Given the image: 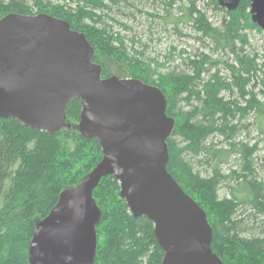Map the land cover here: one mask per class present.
I'll return each mask as SVG.
<instances>
[{
	"label": "trees",
	"instance_id": "16d2710c",
	"mask_svg": "<svg viewBox=\"0 0 264 264\" xmlns=\"http://www.w3.org/2000/svg\"><path fill=\"white\" fill-rule=\"evenodd\" d=\"M154 1L165 14L151 16L170 21L174 29L190 25L209 39L214 51L225 50L232 59H214L201 52L187 58V70L161 72L165 62L144 58L145 44L135 48L133 37L128 45L124 35L113 31V15L123 14L120 8L128 5L127 0H0V18L8 13H46L64 19L85 34L94 48L95 63L98 53L113 56L130 70L131 78L159 87L166 98V114L174 119L166 140V168L206 212L212 251L223 264H264V230L247 237L240 234L246 218L264 216V181L255 177L253 166L260 148L256 141H235L241 121L252 113L264 142V53L246 51L248 31L264 34V30L251 20L249 0L232 9L218 0H206V5L222 13L219 26L211 24L198 0ZM177 1H181L180 14L171 11ZM170 49L167 60L175 50ZM107 76L102 68V77ZM182 102L191 108H183ZM80 109L79 99L69 101L66 122L70 127L51 135L24 127L16 119L0 118V264H29L27 251L36 222L48 214L63 189L77 185L100 161L98 141L84 138L77 130ZM213 135L223 138L226 146L217 148L218 143L209 140ZM232 153L238 154V167L224 175L219 165ZM187 156L209 165L210 174L194 171ZM226 178H234L236 185L230 187L228 197L220 198L217 190ZM92 196L101 212L95 228L94 264H161L163 252L152 222L129 213L112 175L100 179ZM242 206L248 208L246 215L239 211Z\"/></svg>",
	"mask_w": 264,
	"mask_h": 264
},
{
	"label": "water",
	"instance_id": "95a60500",
	"mask_svg": "<svg viewBox=\"0 0 264 264\" xmlns=\"http://www.w3.org/2000/svg\"><path fill=\"white\" fill-rule=\"evenodd\" d=\"M241 0H218L226 9ZM264 30V0H249ZM94 48L68 21L46 13L0 18V118L51 135L79 99L78 132L95 138L102 157L77 185L63 189L35 224L29 264H94L100 209L92 192L112 175L133 217L145 216L163 252L161 264H223L212 251L204 209L168 172L167 138L174 119L161 89L137 78L102 77Z\"/></svg>",
	"mask_w": 264,
	"mask_h": 264
},
{
	"label": "rangeland",
	"instance_id": "374dc122",
	"mask_svg": "<svg viewBox=\"0 0 264 264\" xmlns=\"http://www.w3.org/2000/svg\"><path fill=\"white\" fill-rule=\"evenodd\" d=\"M60 2H72L73 0H59ZM153 0L147 2L140 0H127L128 5L122 4L120 11L123 14L118 13L113 15L115 22H110L113 31H119L125 36L126 43L131 44L129 38L133 37L135 40L134 47L142 49L143 44L146 45L144 49V58H155L157 61L165 62L164 68L161 72L169 70H187V58H193L199 56L198 54L208 53L214 59L229 60L232 59L231 55L227 54L224 50H213L212 44L209 39L201 37L195 29L190 25L179 24L177 29H174L170 21L167 23L159 17L151 16V14H163L164 9L161 4ZM184 4L187 0H183ZM206 0H198L197 5L203 10H206L208 20L213 26H219L221 20V12L214 9L212 5H206ZM181 1H177L173 5L172 13L180 14L177 7ZM118 22L124 23L130 29H124ZM249 45L246 46V51L249 53L257 52L258 54L264 53V34L256 33L255 31H248ZM174 47L169 59L167 55ZM180 50H184L180 55L177 54ZM96 62H98L107 75H113L120 78L131 77L130 70L118 62L113 56L98 53L95 56ZM221 73L225 74L223 65L219 64L218 67ZM206 75V74H205ZM195 104V101L190 102V105ZM185 109L191 108L189 104L181 103ZM261 135L258 133L255 127V122L252 113L241 121L240 131L235 137V141H243L248 144L258 142L259 150L254 154V175L260 180L264 181V142L261 140ZM213 143H218V147L226 146L223 138L218 135H213L209 138ZM191 162L194 171H198L201 176H207L210 174V167L204 163H199L198 158L193 156H187ZM238 154L232 153L229 158L222 162L219 167L222 174L228 175L229 172L238 167ZM236 185L234 178H226L218 187L217 194L220 198L228 197L230 195V187ZM240 212H244V215L248 213V208L242 206L239 209ZM264 230V216L258 215L256 218H246L241 224L240 234L242 236H251L256 233H260Z\"/></svg>",
	"mask_w": 264,
	"mask_h": 264
}]
</instances>
